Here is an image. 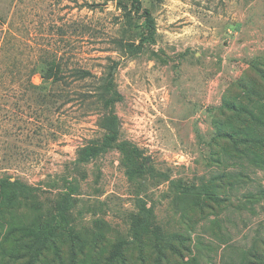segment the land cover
Here are the masks:
<instances>
[{"label": "rangeland", "instance_id": "374dc122", "mask_svg": "<svg viewBox=\"0 0 264 264\" xmlns=\"http://www.w3.org/2000/svg\"><path fill=\"white\" fill-rule=\"evenodd\" d=\"M45 58L97 95L0 87V264H264V0H0V72Z\"/></svg>", "mask_w": 264, "mask_h": 264}, {"label": "trees", "instance_id": "16d2710c", "mask_svg": "<svg viewBox=\"0 0 264 264\" xmlns=\"http://www.w3.org/2000/svg\"><path fill=\"white\" fill-rule=\"evenodd\" d=\"M108 1V0H105ZM121 1V0H120ZM139 1V0H135ZM146 15L149 17V10H145ZM16 65V64H15ZM33 66L34 68H31V74L27 78H22L18 76L16 66H10L8 70L9 75H5L4 72H0V87H12L13 85H17L18 87H23V90L25 92H22V96L26 98H31L33 102H35V117L41 118L42 112L44 114H49L51 121H57L59 120V117L62 115V112L64 111V107L69 103L74 101H77L79 99L87 100L88 102L91 101V99L97 95L96 90H88L87 92H84L83 94L80 92L79 94H75L73 92L72 95L63 94L62 92L59 93H52L50 88L48 87V84L42 83V84H36L32 80V75L36 72H41L45 77L44 81H47L51 79V82H61L64 79V72H62L61 64L58 61L57 58H51V59H42L35 62ZM1 70V69H0ZM60 72V74H57ZM73 76H76V78H89L92 77L93 74L91 70L86 68H75L72 70ZM76 91V90H75ZM64 96H66L64 98ZM21 100L17 101L16 103H20ZM48 119V118H47ZM39 122V120H38ZM57 133V131L53 132V134ZM248 139V138H245ZM232 144L234 145L235 149H239L240 143H247L250 141H241L240 138L233 134ZM91 152H89V155L92 156V153L95 151L93 148H91ZM135 168H137L136 165H134ZM13 179V180H12ZM25 187V188H31L30 184L23 182L19 178L13 177L11 175H4L0 177V197H3L5 195V190L8 187ZM8 224H4L2 222V226L4 230L7 232V234H13V232H20L22 234H34L38 233L40 231H44V234L49 235L52 233L51 228H45L44 226H41V224L37 223H27L24 220L21 221H6ZM53 248L59 249L57 247V244H54L52 242ZM22 245V244H21ZM20 244L18 245V239L15 242V249H20ZM27 248L30 247V244L26 246ZM40 249V248H39ZM175 249V247H174ZM156 250H158V247H156ZM73 264L74 260H70L69 264ZM110 262V264H114V260L110 258V260H107V263Z\"/></svg>", "mask_w": 264, "mask_h": 264}]
</instances>
